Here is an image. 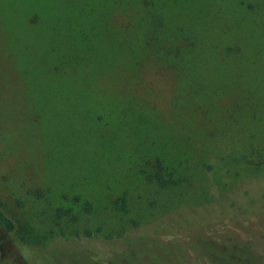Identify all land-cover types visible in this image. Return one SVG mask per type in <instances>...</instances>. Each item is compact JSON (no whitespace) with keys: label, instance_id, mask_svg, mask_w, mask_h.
Masks as SVG:
<instances>
[{"label":"rangeland","instance_id":"374dc122","mask_svg":"<svg viewBox=\"0 0 264 264\" xmlns=\"http://www.w3.org/2000/svg\"><path fill=\"white\" fill-rule=\"evenodd\" d=\"M146 1L0 0V264H264V0Z\"/></svg>","mask_w":264,"mask_h":264},{"label":"trees","instance_id":"16d2710c","mask_svg":"<svg viewBox=\"0 0 264 264\" xmlns=\"http://www.w3.org/2000/svg\"><path fill=\"white\" fill-rule=\"evenodd\" d=\"M146 1V0H145ZM147 4L149 3V1H146ZM156 13V12H155ZM156 17L153 18V22H151V28H149V30L152 32L153 31V27H154V23L157 24L158 21H156L157 19V14H155ZM151 17H154V14L151 16ZM134 24L136 25V28L134 27L135 29V32L133 33V36L131 34L132 37L136 36V34L138 35V31L140 29L139 27V23L137 21L134 22ZM139 36V35H138ZM134 40V38H133ZM133 40H132V44H133ZM141 43H143L142 41H138L137 43H134L135 46L139 47V46H142ZM137 47H134L136 50H137ZM159 162V169L158 171L155 173V175H153V179L162 183V182H165V177H164V164H163V161L162 160H158ZM152 179V178H151ZM85 211L87 213H89L91 211V207L90 206H85ZM0 225L3 227V229L8 232V233H14L17 229V224L15 222V220L13 218H11L10 216H8L4 211L3 209L0 208Z\"/></svg>","mask_w":264,"mask_h":264}]
</instances>
